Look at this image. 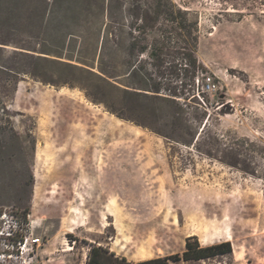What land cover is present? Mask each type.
Returning a JSON list of instances; mask_svg holds the SVG:
<instances>
[{
  "label": "rangeland",
  "instance_id": "obj_1",
  "mask_svg": "<svg viewBox=\"0 0 264 264\" xmlns=\"http://www.w3.org/2000/svg\"><path fill=\"white\" fill-rule=\"evenodd\" d=\"M171 1L196 20V56L205 68L176 79L169 63L181 60L159 70L144 54L148 76L140 75L161 82L162 94H179L177 132L173 108L160 100L121 91L116 98L125 116L156 132L78 87L0 70V264H86L92 246L131 264H264V0ZM130 2L54 0V51L91 62L99 23L89 22L86 9L103 21L109 8L122 41L132 21L140 36ZM67 30L81 38H64ZM13 48L0 44L1 63L13 59ZM126 59L120 48L122 87L138 80L128 77ZM206 74L214 78L210 92L201 91ZM170 133L187 143L163 135ZM27 196L23 229L14 214ZM190 235L201 245L229 240L232 253L150 262L180 254Z\"/></svg>",
  "mask_w": 264,
  "mask_h": 264
},
{
  "label": "trees",
  "instance_id": "obj_2",
  "mask_svg": "<svg viewBox=\"0 0 264 264\" xmlns=\"http://www.w3.org/2000/svg\"><path fill=\"white\" fill-rule=\"evenodd\" d=\"M109 6L111 7V3ZM98 7L102 9L103 5L99 4ZM60 10L61 6L58 5V15ZM86 11L89 22L97 23V25L99 23V26L95 28L97 44L91 49L93 59L91 62H85L77 57L67 56L68 60H62V51H54V0H0V44L14 47L13 59L0 62V70L11 73L15 78L19 75H29L42 83L56 87H78L93 102L102 103L110 113L156 132L159 131L157 128L131 116H125L117 107L116 98L121 91L134 98L143 96L160 100L173 108L172 129L175 132L178 129L176 114L180 106L176 98L179 94L175 89L170 90V93L162 94L161 82L149 84L142 77V75L148 76V72L142 65L140 56L146 54L151 60V65L159 70L167 61L179 59L181 60L179 66L169 63L170 73H173L176 79L179 77L193 79L198 69L205 68L196 56L198 41L196 20L190 19L188 12L176 7L171 0H131L128 12L135 20L141 19L142 24L138 25V31L141 34L140 36L133 34L134 21H132L126 32L127 38L122 41L119 36L121 31L116 27L118 20L109 8L107 13L103 14V21L93 11L89 9ZM161 21L164 24L161 25ZM73 24L77 25V21H73ZM64 28L68 29L67 24ZM66 34L75 41L81 38L80 34L68 30L64 38ZM149 36L150 40H148ZM120 48H123L128 56L125 60L128 77L138 79L134 84H128L126 87H122L118 81L120 73L116 58ZM54 66H57L55 70ZM185 83L180 82L183 85ZM104 88L109 89L110 94L103 92ZM186 131L187 134H191L188 129ZM172 133L163 135L169 139L187 143L186 140L176 138ZM32 182L31 174L27 185ZM29 198L30 196H27L25 201L18 202L17 207L20 211L14 214L23 229L29 222ZM22 239L23 234L20 233L15 238H10L8 243L13 247ZM231 253L232 246L229 240L201 245L196 235H190L185 237L184 248L180 254H170L150 262L205 260ZM86 264L131 263L123 257L114 256V253H107L100 246H92L88 252Z\"/></svg>",
  "mask_w": 264,
  "mask_h": 264
},
{
  "label": "built area",
  "instance_id": "obj_3",
  "mask_svg": "<svg viewBox=\"0 0 264 264\" xmlns=\"http://www.w3.org/2000/svg\"><path fill=\"white\" fill-rule=\"evenodd\" d=\"M214 88H215V83H214L213 76L209 74L204 75L202 83H201V91L210 92L214 90ZM35 241H38V240H35Z\"/></svg>",
  "mask_w": 264,
  "mask_h": 264
},
{
  "label": "crops",
  "instance_id": "obj_4",
  "mask_svg": "<svg viewBox=\"0 0 264 264\" xmlns=\"http://www.w3.org/2000/svg\"><path fill=\"white\" fill-rule=\"evenodd\" d=\"M53 141H54V138H53ZM53 168H54V166H53ZM69 201H72V200H69ZM73 201H77V199L76 198H73Z\"/></svg>",
  "mask_w": 264,
  "mask_h": 264
}]
</instances>
